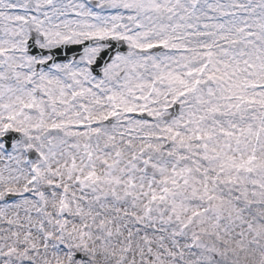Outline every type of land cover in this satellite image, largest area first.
I'll return each instance as SVG.
<instances>
[{
  "label": "snow or ice",
  "instance_id": "1",
  "mask_svg": "<svg viewBox=\"0 0 264 264\" xmlns=\"http://www.w3.org/2000/svg\"><path fill=\"white\" fill-rule=\"evenodd\" d=\"M0 264H264V0H0Z\"/></svg>",
  "mask_w": 264,
  "mask_h": 264
}]
</instances>
